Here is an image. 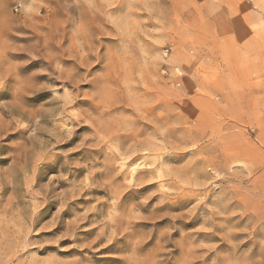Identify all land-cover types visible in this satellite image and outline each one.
<instances>
[{
    "label": "rangeland",
    "instance_id": "rangeland-1",
    "mask_svg": "<svg viewBox=\"0 0 264 264\" xmlns=\"http://www.w3.org/2000/svg\"><path fill=\"white\" fill-rule=\"evenodd\" d=\"M0 264H264V0H0Z\"/></svg>",
    "mask_w": 264,
    "mask_h": 264
}]
</instances>
